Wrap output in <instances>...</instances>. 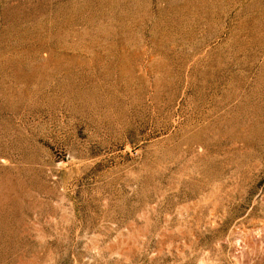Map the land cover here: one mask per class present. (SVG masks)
<instances>
[{
  "label": "rangeland",
  "instance_id": "374dc122",
  "mask_svg": "<svg viewBox=\"0 0 264 264\" xmlns=\"http://www.w3.org/2000/svg\"><path fill=\"white\" fill-rule=\"evenodd\" d=\"M0 264H264V0H0Z\"/></svg>",
  "mask_w": 264,
  "mask_h": 264
}]
</instances>
